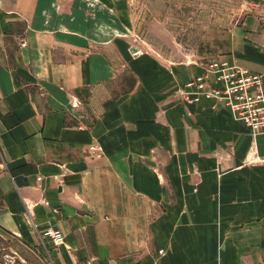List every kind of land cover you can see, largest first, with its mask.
Here are the masks:
<instances>
[{
    "label": "crops",
    "instance_id": "0c3cea01",
    "mask_svg": "<svg viewBox=\"0 0 264 264\" xmlns=\"http://www.w3.org/2000/svg\"><path fill=\"white\" fill-rule=\"evenodd\" d=\"M118 4L0 0V227L54 264H264V132L183 97L204 64L133 54ZM243 30L217 58L264 75Z\"/></svg>",
    "mask_w": 264,
    "mask_h": 264
},
{
    "label": "rangeland",
    "instance_id": "374dc122",
    "mask_svg": "<svg viewBox=\"0 0 264 264\" xmlns=\"http://www.w3.org/2000/svg\"><path fill=\"white\" fill-rule=\"evenodd\" d=\"M95 1L80 0V4L90 8ZM118 3L121 14L116 18L117 24L115 14L111 15L110 32L131 47L133 54L149 53L170 64H207L228 53L230 36L238 34L241 28L248 33V39L264 44V0H118ZM106 27L110 29L109 25ZM130 78L129 74V83ZM0 264H54V261L50 248L0 227Z\"/></svg>",
    "mask_w": 264,
    "mask_h": 264
},
{
    "label": "built area",
    "instance_id": "2783aa9c",
    "mask_svg": "<svg viewBox=\"0 0 264 264\" xmlns=\"http://www.w3.org/2000/svg\"><path fill=\"white\" fill-rule=\"evenodd\" d=\"M203 66V72L186 83L183 97L217 99L254 134L264 132V75L222 58ZM91 148L96 149L95 145ZM61 241L62 233L54 230L53 243L58 245Z\"/></svg>",
    "mask_w": 264,
    "mask_h": 264
},
{
    "label": "water",
    "instance_id": "95a60500",
    "mask_svg": "<svg viewBox=\"0 0 264 264\" xmlns=\"http://www.w3.org/2000/svg\"><path fill=\"white\" fill-rule=\"evenodd\" d=\"M134 51H136V50H134Z\"/></svg>",
    "mask_w": 264,
    "mask_h": 264
}]
</instances>
